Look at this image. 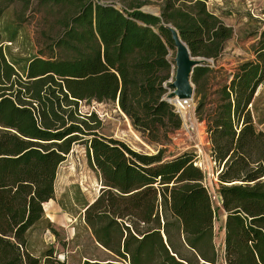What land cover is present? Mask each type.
Here are the masks:
<instances>
[{
  "label": "trees",
  "instance_id": "1",
  "mask_svg": "<svg viewBox=\"0 0 264 264\" xmlns=\"http://www.w3.org/2000/svg\"><path fill=\"white\" fill-rule=\"evenodd\" d=\"M13 1L0 0V264H65L52 246L32 253L28 232L42 221L53 230L43 205L54 198L57 168L78 142L101 186L91 201L80 193L75 200L99 246L121 264H218L215 208L197 154L165 155L162 142L182 125L164 98L175 48L164 24L178 30L193 56L213 60L231 26L207 0H119V7L39 0L62 10L61 30L37 53L21 55L11 45L24 13L4 18ZM144 4H158L159 13L142 11ZM252 49L254 58L225 72L213 90L209 63L191 77L224 212L223 264H264V130L251 112L264 80V25ZM92 100L117 101L134 129L160 145L156 152L100 133L97 113L79 109ZM190 102L175 101L183 116Z\"/></svg>",
  "mask_w": 264,
  "mask_h": 264
},
{
  "label": "rangeland",
  "instance_id": "2",
  "mask_svg": "<svg viewBox=\"0 0 264 264\" xmlns=\"http://www.w3.org/2000/svg\"><path fill=\"white\" fill-rule=\"evenodd\" d=\"M101 1L114 2L118 7L121 5L119 0ZM206 4L208 9L218 15L225 25L231 26L233 31L219 57L209 61V65L215 70L211 77L213 83L211 90H213L218 83L222 82L225 72L232 73L239 63L254 58L252 45L264 25V0H207ZM143 6L151 9L159 8L158 4H144L141 7ZM8 11V16L4 18L14 21L16 13L21 16L24 13L23 21L20 23L22 26L20 35L11 45L15 53L21 55L37 53L39 48L52 40L61 30L57 19L62 15V10L57 5L51 6L50 9L48 6L41 5L39 0H15L9 4ZM174 55L175 48L169 51V57L173 59ZM173 77L174 71L171 72L168 82H171ZM167 88L166 93L173 89L168 86ZM255 94L256 99L251 112L256 120L259 118L262 120L259 127L264 130V80ZM171 104L176 111L179 110L175 103ZM195 106L196 99L193 96L190 107L183 116L181 127L162 142L166 149L165 155L193 149L205 172V185L211 193L215 194L217 193L216 167L210 157V144L204 122L197 119ZM79 109L83 114L95 111L102 121L100 133L122 140L132 149L152 154L160 146L150 143L134 129L116 101H81ZM100 186L97 172L87 162L84 145L79 142L74 143L57 168L54 198L43 205L45 217L50 221L53 230L44 221L33 226L28 232L29 250L39 255L47 247L52 246L57 257L63 259L65 264H81L85 259L111 260L121 264L93 240L79 215L80 204L75 200L78 193L91 201L98 194ZM217 201L213 202L214 240L219 255L218 264H223L224 212Z\"/></svg>",
  "mask_w": 264,
  "mask_h": 264
},
{
  "label": "water",
  "instance_id": "3",
  "mask_svg": "<svg viewBox=\"0 0 264 264\" xmlns=\"http://www.w3.org/2000/svg\"><path fill=\"white\" fill-rule=\"evenodd\" d=\"M141 10L155 15L159 13V8L151 9L148 6L141 7ZM164 26L170 31L175 47V55L173 58L174 77L169 82V88L173 89L166 93L164 98L170 103H175L177 100L192 99L195 94V85L191 78L193 69L196 66L208 64L212 59L193 56L187 44L181 39L178 30L170 23H166ZM178 113L183 120V115L180 112Z\"/></svg>",
  "mask_w": 264,
  "mask_h": 264
},
{
  "label": "built area",
  "instance_id": "4",
  "mask_svg": "<svg viewBox=\"0 0 264 264\" xmlns=\"http://www.w3.org/2000/svg\"><path fill=\"white\" fill-rule=\"evenodd\" d=\"M186 100H187V99H185V100H183V101L186 102ZM178 112H180V111L178 110ZM198 164H199V162H198ZM199 165H200V164H199ZM211 199H212L213 202H214V200H218L217 202L220 203V201H219V196H218L217 193H215V194L211 193Z\"/></svg>",
  "mask_w": 264,
  "mask_h": 264
},
{
  "label": "bare ground",
  "instance_id": "5",
  "mask_svg": "<svg viewBox=\"0 0 264 264\" xmlns=\"http://www.w3.org/2000/svg\"><path fill=\"white\" fill-rule=\"evenodd\" d=\"M188 100V99H187ZM179 101H182V100H177L176 102H179ZM184 102V101H183Z\"/></svg>",
  "mask_w": 264,
  "mask_h": 264
}]
</instances>
